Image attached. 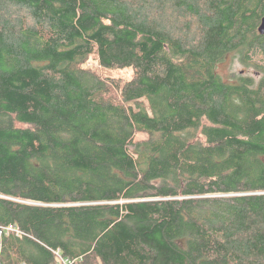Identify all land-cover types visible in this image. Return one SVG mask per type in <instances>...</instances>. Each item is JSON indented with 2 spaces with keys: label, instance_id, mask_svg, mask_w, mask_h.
I'll return each instance as SVG.
<instances>
[{
  "label": "trees",
  "instance_id": "16d2710c",
  "mask_svg": "<svg viewBox=\"0 0 264 264\" xmlns=\"http://www.w3.org/2000/svg\"><path fill=\"white\" fill-rule=\"evenodd\" d=\"M263 11L0 0V264H264Z\"/></svg>",
  "mask_w": 264,
  "mask_h": 264
},
{
  "label": "rangeland",
  "instance_id": "374dc122",
  "mask_svg": "<svg viewBox=\"0 0 264 264\" xmlns=\"http://www.w3.org/2000/svg\"><path fill=\"white\" fill-rule=\"evenodd\" d=\"M263 56L258 55L253 57L249 64L242 63L236 54L231 53L227 55L226 58L218 64L217 71L218 73L224 78L228 79L229 76L242 74V75H249L254 77L256 80L261 76L260 71L256 64L262 63ZM88 67L94 69L102 76L120 78L124 82L130 80L133 77V71L129 67L125 68H105L102 67L94 57L88 59L86 64ZM147 135L145 133H137L136 139H143L146 138Z\"/></svg>",
  "mask_w": 264,
  "mask_h": 264
},
{
  "label": "built area",
  "instance_id": "2783aa9c",
  "mask_svg": "<svg viewBox=\"0 0 264 264\" xmlns=\"http://www.w3.org/2000/svg\"><path fill=\"white\" fill-rule=\"evenodd\" d=\"M9 233V232H14L16 234H20L21 232L15 227V225H8V226H4L0 228V234L2 233ZM58 264H80L76 261H67V260H63L60 256H59V263Z\"/></svg>",
  "mask_w": 264,
  "mask_h": 264
},
{
  "label": "water",
  "instance_id": "95a60500",
  "mask_svg": "<svg viewBox=\"0 0 264 264\" xmlns=\"http://www.w3.org/2000/svg\"><path fill=\"white\" fill-rule=\"evenodd\" d=\"M258 32L260 35H264V11H263V15L260 19V23L258 25Z\"/></svg>",
  "mask_w": 264,
  "mask_h": 264
},
{
  "label": "bare ground",
  "instance_id": "6f19581e",
  "mask_svg": "<svg viewBox=\"0 0 264 264\" xmlns=\"http://www.w3.org/2000/svg\"><path fill=\"white\" fill-rule=\"evenodd\" d=\"M59 261V260H58Z\"/></svg>",
  "mask_w": 264,
  "mask_h": 264
},
{
  "label": "flooded vegetation",
  "instance_id": "af4514ba",
  "mask_svg": "<svg viewBox=\"0 0 264 264\" xmlns=\"http://www.w3.org/2000/svg\"><path fill=\"white\" fill-rule=\"evenodd\" d=\"M264 36V35H263Z\"/></svg>",
  "mask_w": 264,
  "mask_h": 264
}]
</instances>
